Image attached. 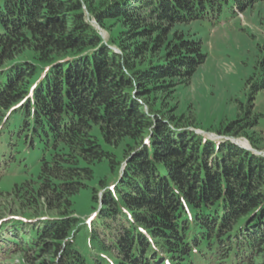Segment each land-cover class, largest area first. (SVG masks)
Instances as JSON below:
<instances>
[{"label":"trees","instance_id":"1","mask_svg":"<svg viewBox=\"0 0 264 264\" xmlns=\"http://www.w3.org/2000/svg\"><path fill=\"white\" fill-rule=\"evenodd\" d=\"M94 1L0 0V179H30L0 211V264H264V153L198 134L153 96L205 61L201 38L175 26L260 0ZM106 21L120 24L107 38ZM262 90L264 54L242 124L220 137L256 127ZM103 159L112 177L86 222L72 197Z\"/></svg>","mask_w":264,"mask_h":264},{"label":"rangeland","instance_id":"2","mask_svg":"<svg viewBox=\"0 0 264 264\" xmlns=\"http://www.w3.org/2000/svg\"><path fill=\"white\" fill-rule=\"evenodd\" d=\"M100 1L103 0H95V5ZM90 22L94 24V20L90 19ZM97 28L107 38L109 31L116 33L120 24L106 21L107 29ZM175 29L183 34L194 33L201 38L205 61L199 65L187 85L178 86L169 98L161 99L160 95L153 94L154 102L161 110H169L174 116L181 117L182 122H191L198 134L208 138L220 137L216 129L230 122L242 124V118L244 120L243 109L247 106L250 81L255 76L256 63L264 54V0L232 15L224 10L214 25L199 20L188 26H175ZM252 112L256 115V127L245 131L233 130L220 138L234 139L239 144L245 142L247 145L243 146L263 154L264 90L256 94ZM93 131L100 138L96 127ZM130 142L123 139L117 146L111 147L112 154L118 159L122 158ZM251 143L256 144L258 149L253 148ZM108 163L107 159L94 163L93 177L72 197V211L82 220L91 216L95 208L91 195L99 186V180L112 177ZM25 180H30L29 176L11 175L0 179V211L10 205L17 210L18 203H23L19 191ZM87 244V240L79 243L82 251L86 252ZM10 264H24V259L17 256Z\"/></svg>","mask_w":264,"mask_h":264},{"label":"bare ground","instance_id":"3","mask_svg":"<svg viewBox=\"0 0 264 264\" xmlns=\"http://www.w3.org/2000/svg\"><path fill=\"white\" fill-rule=\"evenodd\" d=\"M240 144H242V145H247L245 142H241Z\"/></svg>","mask_w":264,"mask_h":264},{"label":"water","instance_id":"4","mask_svg":"<svg viewBox=\"0 0 264 264\" xmlns=\"http://www.w3.org/2000/svg\"><path fill=\"white\" fill-rule=\"evenodd\" d=\"M233 141L236 142L234 139H233ZM241 147H243V146H241Z\"/></svg>","mask_w":264,"mask_h":264}]
</instances>
